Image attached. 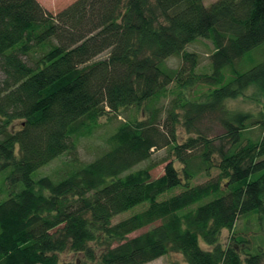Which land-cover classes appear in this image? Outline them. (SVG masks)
Returning a JSON list of instances; mask_svg holds the SVG:
<instances>
[{
	"label": "trees",
	"instance_id": "trees-1",
	"mask_svg": "<svg viewBox=\"0 0 264 264\" xmlns=\"http://www.w3.org/2000/svg\"><path fill=\"white\" fill-rule=\"evenodd\" d=\"M201 38L214 45L208 71L187 50ZM0 70V264H146L171 251L264 264L250 240L222 242L239 219L264 222V0H76L57 13L0 0ZM241 97L258 113L227 106ZM127 109L107 149L82 161L74 138ZM213 116L214 136L198 125Z\"/></svg>",
	"mask_w": 264,
	"mask_h": 264
},
{
	"label": "rangeland",
	"instance_id": "rangeland-1",
	"mask_svg": "<svg viewBox=\"0 0 264 264\" xmlns=\"http://www.w3.org/2000/svg\"><path fill=\"white\" fill-rule=\"evenodd\" d=\"M76 0H39V2L48 10L57 13L60 10L64 9L71 3L75 2ZM213 1L216 0H205L206 4H210ZM188 51L192 52H197L200 54L202 57V62L201 65L198 67L200 71H208L210 69V64H209V58L210 54L214 50V45L211 40L206 39V38H201L197 39L195 42L190 43L187 46ZM107 57V52L101 54L99 58H104ZM166 63L168 67L172 69H177L181 66L182 64V57L181 55H174L171 56L166 60ZM4 74L0 70V82L3 80ZM175 84H171L169 88H174ZM203 87H197L194 88L195 92L196 91H201ZM187 93H191L190 90H186ZM249 93V92H248ZM172 98V94H168L167 98H164L162 102L158 104H168L170 99ZM261 105V104H260ZM257 104L255 101H253L250 97H241L237 99H230L227 102V106L231 108L232 110L236 111H242V112H253V113H258L260 110L261 106ZM134 112L133 109H127L124 110V113L117 117L115 115L113 116H104L101 118L99 121V124L97 125V128L93 132L92 135L90 136H85L81 138H74V141L76 139L77 142V148H78V153L80 156V159L82 161H90L98 157L104 150L107 149V143L106 140L110 136L112 132L115 131L117 126L120 123V120H124L127 118L128 115H131ZM140 117H143L146 115L145 111L141 113L140 111ZM165 116V115H164ZM201 129L209 128V134L214 136L221 130V124L220 121L216 118V116H213L212 119L208 120L205 119L201 123L198 124ZM178 134H179V139L180 141L185 140L188 136L189 133L187 129L183 126L182 123L178 124ZM167 154V149H160L154 152L153 158H161ZM69 155L64 154L60 156L58 159L52 161L50 164L47 166L42 167L40 170H38L37 175H42V174H54L55 171L59 168H62L64 162L69 159ZM165 164L162 163L155 167L152 170V174L154 177H159L164 173L165 170ZM177 166L180 167L181 165L177 163ZM147 165L146 162L141 164V166ZM218 173V170L215 169L213 171L212 175H216ZM208 179L207 174H201L198 176L195 180L194 183H202L205 182ZM0 186H2V177L0 176ZM5 188V187H4ZM7 192L0 191V199H2ZM127 214L129 213H124L116 217V221L121 220V218L126 217ZM148 227L140 229L132 234H130V237L138 235L139 233L145 231ZM237 234L239 238L246 239L249 241V244L251 245V252H259L260 250L264 251V222H260L256 216H250V219H239L237 221L236 227L234 230H224L222 234V242L226 244L228 240H230L231 236ZM63 258H70L68 254H63ZM146 264H188L186 261L184 255L181 252L177 251H171L151 262H148Z\"/></svg>",
	"mask_w": 264,
	"mask_h": 264
}]
</instances>
